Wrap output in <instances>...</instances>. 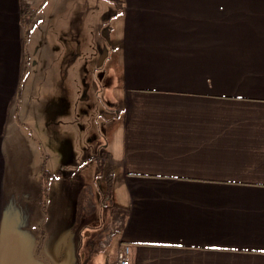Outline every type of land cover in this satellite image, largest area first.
Segmentation results:
<instances>
[{"label":"crops","instance_id":"obj_1","mask_svg":"<svg viewBox=\"0 0 264 264\" xmlns=\"http://www.w3.org/2000/svg\"><path fill=\"white\" fill-rule=\"evenodd\" d=\"M46 1L0 0V227L16 118L37 111L31 79L19 89L40 38L26 15ZM101 2L78 32L120 86L104 154L125 216L107 264L124 246L128 264H264V0H117L105 27Z\"/></svg>","mask_w":264,"mask_h":264},{"label":"rangeland","instance_id":"obj_2","mask_svg":"<svg viewBox=\"0 0 264 264\" xmlns=\"http://www.w3.org/2000/svg\"><path fill=\"white\" fill-rule=\"evenodd\" d=\"M94 1L47 0L27 11V31L37 28L40 38L28 51L19 89H25V76L31 79L37 111L26 122L20 115L16 118L20 125L16 139L21 141L15 158L8 160L0 264H107L115 254L125 210L120 206L117 170L107 160L104 145L120 111V86L117 80L110 89V81L116 80L111 75L100 82L91 58L80 50L87 40L84 16H93ZM57 2L70 5L61 22ZM101 3L104 9L96 6L95 12L106 14L105 27L113 22L117 0ZM76 21L83 24L81 34ZM69 65L77 70L67 80V72L61 71ZM23 99L22 94L21 108ZM110 115L114 117L109 119ZM93 241L95 255L88 259L92 255L88 244Z\"/></svg>","mask_w":264,"mask_h":264},{"label":"built area","instance_id":"obj_3","mask_svg":"<svg viewBox=\"0 0 264 264\" xmlns=\"http://www.w3.org/2000/svg\"><path fill=\"white\" fill-rule=\"evenodd\" d=\"M128 253H129V248L126 246H124L118 251L117 253L118 264H128L127 262Z\"/></svg>","mask_w":264,"mask_h":264}]
</instances>
